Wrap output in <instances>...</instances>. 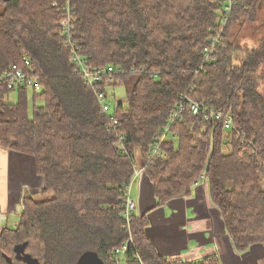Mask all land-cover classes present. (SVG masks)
Returning a JSON list of instances; mask_svg holds the SVG:
<instances>
[{
    "label": "trees",
    "instance_id": "1",
    "mask_svg": "<svg viewBox=\"0 0 264 264\" xmlns=\"http://www.w3.org/2000/svg\"><path fill=\"white\" fill-rule=\"evenodd\" d=\"M70 1L78 54L91 68H113L112 83L102 84L107 97L114 86L125 87V102L113 111L118 129H108L93 89L71 62L59 28L61 0H0V71L25 56L41 86L31 91V116L28 89L9 103L4 98L12 91L0 87V147L31 157L42 178L39 196L23 201L17 225L0 232V264H30L26 256L33 264H75L85 252L105 264L129 234L128 264H139L134 249L144 264H221L217 255L195 261L160 256L144 216L133 217L128 230L122 187L137 169V156L156 205L187 195L204 171L234 249L264 250V0H234L222 43L203 66L223 0ZM252 22L260 31L254 42L228 43L233 24ZM182 97L230 114L236 131L187 107L161 145L163 157L149 159Z\"/></svg>",
    "mask_w": 264,
    "mask_h": 264
},
{
    "label": "crops",
    "instance_id": "2",
    "mask_svg": "<svg viewBox=\"0 0 264 264\" xmlns=\"http://www.w3.org/2000/svg\"><path fill=\"white\" fill-rule=\"evenodd\" d=\"M13 93L17 95L18 91ZM124 102L125 99L116 100L112 108L107 101L112 111ZM224 138H229L227 132ZM143 160L142 156L135 159L138 171L143 167ZM41 187L42 178L36 175L31 157L0 147V230L16 226V208L22 197H38ZM133 191L135 199L131 195ZM130 196L136 205L134 215L146 217V234L160 256L171 261H195L217 255L221 264H264V250L260 245L250 247L243 254L234 249L219 211L210 202L205 183L198 187L192 183L187 195L156 205L152 184L144 173L134 179Z\"/></svg>",
    "mask_w": 264,
    "mask_h": 264
},
{
    "label": "built area",
    "instance_id": "3",
    "mask_svg": "<svg viewBox=\"0 0 264 264\" xmlns=\"http://www.w3.org/2000/svg\"><path fill=\"white\" fill-rule=\"evenodd\" d=\"M223 1L224 6L222 8V18L220 25L217 31L212 34L208 43L203 48L202 66L204 65L203 63H207L212 59L213 55H215L217 49L220 47L223 40L224 27L226 26V23L229 19L232 6L234 5V0ZM60 6L63 16L59 21V28L61 31V36L64 45L68 47L71 51V62L75 66L76 72H78L85 80L86 84L93 89L96 100L100 104L101 113L105 116V119L107 121L108 129L115 131L118 129V120L113 114L110 105L107 103L108 97L106 93H104V91L102 90L103 83L107 86L112 83L111 75L114 73V70L111 66L91 68L87 65L86 60L78 54L76 43L73 39L71 1L61 0ZM202 66L200 68H202ZM134 71V69L131 70L132 73ZM199 71L200 70H197V73ZM0 87L6 90H10L12 92H16L23 89H30L34 92H40L41 90L39 80L33 75L31 62L25 56L21 58L20 63H14L8 68L0 71ZM187 107H189L191 113L194 115L201 113L206 121H221L223 129L225 131H236L233 126L232 117L230 114L225 115L222 111L210 107L206 104L195 102L193 100L188 99L187 97H182L181 100L175 104V107L167 120L168 122L166 125V129L163 131L162 135L157 139L156 143L151 147L149 159H152L154 157H163L160 152L161 145L170 134L171 126L175 123L176 120L180 119ZM238 139L240 140L241 144L245 145L248 143L243 135L238 134ZM121 141L122 137L120 136V134H118V149L119 151H124ZM139 174H144L143 167L139 171L138 169H136L130 181L122 187L125 195L122 219L126 223V227L128 228V230L131 219L135 217L134 210L136 207L135 202L130 196V191L134 179ZM203 183L207 185L206 175L204 171H202L194 180L193 187H198ZM260 187L264 191V166H262L260 169ZM132 246L134 247V243L132 236L129 234L127 239L121 245L113 248V250L109 253L108 260L105 264H128L126 257L130 247ZM134 250V261L139 264H144L139 254L137 253V250Z\"/></svg>",
    "mask_w": 264,
    "mask_h": 264
},
{
    "label": "rangeland",
    "instance_id": "4",
    "mask_svg": "<svg viewBox=\"0 0 264 264\" xmlns=\"http://www.w3.org/2000/svg\"><path fill=\"white\" fill-rule=\"evenodd\" d=\"M259 19H261V18L258 17V23H259ZM255 25L256 24H254V22H252L251 24L248 23V24L242 25V26H238L237 23L233 24V26L230 29L229 34L227 36L228 43L236 41L235 42L236 44L241 43V45H242L243 43L248 42V39L254 42V40L257 38V36L259 35V32H260L259 30L255 29L256 28ZM261 34H264V32H262ZM107 92L109 95L107 101L110 102L112 108H113V105H114L116 100L125 99V96H126L125 87L123 85L114 86V88L109 89ZM28 95H29V97H28V115L31 116V112L33 110V103L31 100V90L30 89H28ZM4 99H5V101H7L9 103H15V102H17L18 97L15 93L11 92L8 95H6V97ZM35 105L41 106V105H43V101L40 99H36ZM134 193L135 192L133 191V193L131 194L133 199H135ZM27 197L28 196L24 195V197H22V202L16 208L18 220L20 219L22 211H23V204L22 203ZM11 228H13V227H11ZM0 232H1V230H0ZM1 242H4V239ZM29 251L32 252L33 250L31 249Z\"/></svg>",
    "mask_w": 264,
    "mask_h": 264
},
{
    "label": "water",
    "instance_id": "5",
    "mask_svg": "<svg viewBox=\"0 0 264 264\" xmlns=\"http://www.w3.org/2000/svg\"><path fill=\"white\" fill-rule=\"evenodd\" d=\"M30 264L35 263L31 258L25 257ZM75 264H104L96 254L92 252L83 253L75 262Z\"/></svg>",
    "mask_w": 264,
    "mask_h": 264
},
{
    "label": "bare ground",
    "instance_id": "6",
    "mask_svg": "<svg viewBox=\"0 0 264 264\" xmlns=\"http://www.w3.org/2000/svg\"><path fill=\"white\" fill-rule=\"evenodd\" d=\"M249 84V83H248ZM251 85V84H250ZM233 97V96H232ZM234 98V97H233ZM231 100V99H230ZM197 147V146H196ZM190 151V150H189ZM194 153V152H193ZM186 156V155H185ZM184 161V160H183ZM135 262V261H134Z\"/></svg>",
    "mask_w": 264,
    "mask_h": 264
}]
</instances>
